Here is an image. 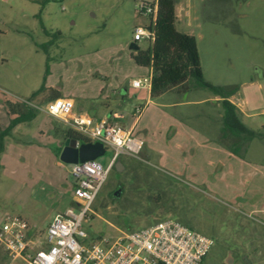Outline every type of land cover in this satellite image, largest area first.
Masks as SVG:
<instances>
[{
  "label": "rangeland",
  "instance_id": "1",
  "mask_svg": "<svg viewBox=\"0 0 264 264\" xmlns=\"http://www.w3.org/2000/svg\"><path fill=\"white\" fill-rule=\"evenodd\" d=\"M42 1L0 0V88L10 95L0 94L9 100L29 98L43 86L61 94L85 95L97 104L102 94L119 102L125 94L120 83L144 71L131 58L133 49L129 47L133 28L148 22L138 11L140 0H49L41 7ZM189 1L190 8H185L192 17L188 30L197 41L204 79L215 85H238L239 90L229 99L238 110L245 103L242 121L250 129L261 131L264 0ZM38 16L51 34L58 31L60 36L45 35ZM139 45L144 43L140 41ZM44 91L31 101L44 103L50 94L49 90ZM187 97L198 102L181 107L195 129L189 134L195 138L191 137L190 142L181 140L178 154L173 156H168L174 143L170 141L162 160L144 156L141 151L137 156L120 155V170H116L114 160L87 212V235L113 237L118 229H140L154 220L172 217L211 237L213 243L201 264H264V225L254 220L255 215L223 203L218 192L217 161L229 157L230 151L226 143L216 138L221 126L220 100L212 99L215 95L208 90L196 88ZM133 109L131 103L124 108L125 127L134 119ZM144 114L134 130L143 143L162 136L166 125L186 124L170 108L162 110L150 105ZM44 118L38 110L30 125L31 130L37 128V137L38 128L42 129L46 122ZM51 118L52 125L63 127L58 133L62 143L66 126ZM50 129L46 136L38 138L53 146L56 129ZM143 129L148 131L146 136ZM262 132L263 138L248 141L239 152L246 163L263 165L264 128ZM21 137L34 143L27 135ZM225 142L229 144L231 140ZM33 148L27 153L21 151L19 157L28 154L31 162L49 164L54 183L18 181L21 171L9 161L4 162L5 167L0 168V225L5 215L21 217L32 228L31 235L38 238L54 214L76 204L71 200L72 184L63 183L64 178L68 180L71 164L60 161L53 147H48L50 158ZM111 156L112 151L106 149L97 159L105 167ZM208 161L213 162L208 165ZM193 169L195 175L191 174ZM0 264H15L1 248Z\"/></svg>",
  "mask_w": 264,
  "mask_h": 264
},
{
  "label": "built area",
  "instance_id": "2",
  "mask_svg": "<svg viewBox=\"0 0 264 264\" xmlns=\"http://www.w3.org/2000/svg\"><path fill=\"white\" fill-rule=\"evenodd\" d=\"M150 1L140 0L137 8L143 16L151 14L152 23L157 6L155 0L152 5ZM148 22L133 28L132 41L149 43L152 40L154 31L148 27ZM130 84L135 88L150 87L151 74L132 79ZM0 91L9 97L10 92L2 88ZM12 103L29 105L47 113L62 121L81 139L100 141L105 149L112 151L105 167L98 159L71 164L76 206L54 214L39 239L31 235L32 228L25 219L4 216L0 225V248L15 264H200L213 243L211 237L172 217L154 220L140 229H118L113 237L87 235L84 228L87 212L114 160L120 155L137 156L143 147L144 141L130 127L117 121H94L79 114L75 101L67 97L47 100L41 105L28 97H19ZM141 109V105L134 107L132 114L135 118Z\"/></svg>",
  "mask_w": 264,
  "mask_h": 264
},
{
  "label": "crops",
  "instance_id": "3",
  "mask_svg": "<svg viewBox=\"0 0 264 264\" xmlns=\"http://www.w3.org/2000/svg\"><path fill=\"white\" fill-rule=\"evenodd\" d=\"M174 1H175V14H174L175 25L177 29H179V31L181 32L192 34V32L188 30L190 29V24L192 19L191 13L189 10L187 12L185 11L186 7L190 8L191 5L190 1L189 0H174ZM145 25H147V23ZM140 41L135 42L137 44V49L138 48L145 49L149 45L147 41H142L144 45L140 46L139 45ZM133 42L134 41H132V39L130 38L129 47L134 46ZM142 68H144L143 72L139 71L137 74L131 76V78L124 80L120 83L119 88H122L125 94L124 96L123 95L121 96L119 102L117 100L112 102L109 96L102 94V96H100V99L97 100L98 102L97 104L96 101L92 102L91 101L92 99L87 98L85 95H81V96L79 94L72 95L70 93L69 95H67V94H61L62 92L59 90L56 91L59 93L58 97H67L73 99L75 101L76 112L79 114H83L87 117H91L94 121H99L101 119H104L107 121L121 122L124 125L127 119V115L124 112L125 106L130 103L132 104V108L141 105L142 114L141 115L139 114L137 118L133 116L134 119L132 120L131 124L128 126L132 129L133 133L137 124L141 123L145 115L144 113L147 111L148 106L156 105L158 109H162V110L170 108L173 115L177 116V118L185 120L186 124L177 125L172 123L170 125H166V127H164V132L162 133V136H160L159 138L157 137L153 140H151L150 138L146 139L145 143H143V147L140 152L144 156L162 160L165 157L166 150L168 149V147L171 146V144H169L171 143L170 141H174V143L172 144L171 147V153L168 156L171 155L173 156L175 154H178L177 151L179 149V143H181V140H184V142L186 141L190 142L191 137L195 138L194 135L189 134L190 132L195 131V129L188 120L189 116L186 114V112H184L183 108L181 107H185L187 105H192L195 103L197 104L198 102L187 97V95L191 93L192 89L186 93H179L177 88L175 87L166 90L161 95L152 97L150 95L149 87H145V88L132 87L130 84V81L132 79L139 78L140 75L141 77L150 75V68H145V67ZM44 92L45 91H42L40 92V94H43ZM158 99H163V101L159 102ZM206 99L207 98H204V100ZM212 99L218 101L220 100V97L215 96V98L213 97ZM7 102L12 103V100L9 101L0 94V128H5L8 125L10 118L14 117V115L8 113ZM244 104L245 103H243L242 106H239L240 107L239 111L241 112V119L242 117H244L245 114ZM42 113L44 114L45 117L44 120L46 122H44V126L42 129H41L42 126L38 128L40 133L38 134V137L44 135L46 136L45 132L47 131L51 132L50 129L51 127L52 129H56L55 137H54L55 143L53 144V146H51V144L48 143L50 141L46 142L38 138L37 135H35V133L38 132L36 130L37 128L36 129L32 128V130L30 129L31 128L30 125L32 121H34L36 115L32 120L23 121L16 124L11 129L10 134L3 139L4 150L1 153V157H0L1 168L5 167L4 162L9 161V163L13 165L14 169L21 171L20 175L16 177L18 181L54 183L51 181L52 170L49 164L40 160H36V162L35 161L31 162L28 154H27L28 157L27 155L25 156L27 159L23 157L25 158V160L19 157L21 154H23L21 151L27 153L28 151L32 150L31 148L33 147L40 149V151L43 154H47L49 158L51 157L52 153H51V149L49 150L48 147L50 148L53 147V149L57 152L56 155H58L59 157V153L62 148L63 142L60 143L61 136L58 133L60 132L59 131L60 128L63 127L61 125H58L57 123L55 126L52 125L54 124L53 123L54 120L44 112ZM25 124L27 125V127H25L26 126ZM65 126L66 127L63 129L62 132H64V135L66 136L65 130H68L69 128L67 127V125ZM27 129L29 130V132H27ZM23 130H26V132ZM142 132H144V136H146L148 133L147 129H143ZM23 135H27L28 136L27 139L30 140L34 139V143L28 140H21L23 138L21 136ZM216 138L221 140L220 133L219 136H217ZM175 143H177L178 145H176ZM225 143L226 145L228 144V142ZM149 144H152V146ZM228 152L227 154L229 157H227L225 160L220 159L219 161H217V168H216L217 172L219 173L218 192L220 194V197L221 198L223 197L222 202L225 204L228 202L230 206L235 205L239 207L241 211L246 212L249 216L255 215L254 218L256 219L254 220L264 225V163L263 165L260 164L261 166H259L256 163H246L244 160H242L239 157L238 154H233L231 153V151ZM172 161H174V157H172ZM211 162L213 161H208L207 164L211 165ZM177 168L181 173L180 168L179 167ZM185 174H187V171L185 172ZM191 174L195 175L194 169L191 171ZM238 177L241 178L239 179ZM63 183L73 184L70 173L68 180L64 178ZM71 200L74 202V204H76V201L73 198V194L71 196ZM67 209L68 208H66L65 211ZM255 238L260 239V236H257V234H255Z\"/></svg>",
  "mask_w": 264,
  "mask_h": 264
},
{
  "label": "trees",
  "instance_id": "4",
  "mask_svg": "<svg viewBox=\"0 0 264 264\" xmlns=\"http://www.w3.org/2000/svg\"><path fill=\"white\" fill-rule=\"evenodd\" d=\"M49 0L41 2V7ZM157 11L151 23L152 15L148 14V27L153 29V38L145 48H138L131 52L130 56L134 62L142 67L150 68L151 84L149 87L152 97L161 95L170 88H177L179 93H186L192 88L206 89L217 97H220L222 106L221 126L219 129L220 139L225 143L226 139L231 140L227 147L233 154H239L245 148V144L254 138H263L261 131L250 129L241 119V112L233 104L229 97L239 90L238 85H215L208 83L202 73L199 49L196 38L193 34L179 31L175 25V1L155 0ZM153 0L150 1V5ZM141 15L143 12L138 10ZM39 23L45 35L50 37L60 36V32L50 33L43 25L38 16ZM152 24V25H151ZM48 40V45L51 44ZM45 89L49 90L48 100L59 96L56 90L40 86L29 97L32 99ZM8 113L14 115L10 118L5 128H0V157L4 150L3 139L10 134L11 129L19 122L32 120L38 110L20 103L12 104L7 102ZM73 131L65 130V134L70 135ZM1 168V165H0ZM202 261L200 262V264Z\"/></svg>",
  "mask_w": 264,
  "mask_h": 264
},
{
  "label": "water",
  "instance_id": "5",
  "mask_svg": "<svg viewBox=\"0 0 264 264\" xmlns=\"http://www.w3.org/2000/svg\"><path fill=\"white\" fill-rule=\"evenodd\" d=\"M134 46L130 48L136 50L137 44L133 42ZM106 149L100 141L87 142L84 139H72L71 141L64 140L62 148L59 153V160L66 164H73L78 161H87L97 159L102 154L104 155ZM116 170H120L122 165L120 161L115 160L114 164Z\"/></svg>",
  "mask_w": 264,
  "mask_h": 264
},
{
  "label": "flooded vegetation",
  "instance_id": "6",
  "mask_svg": "<svg viewBox=\"0 0 264 264\" xmlns=\"http://www.w3.org/2000/svg\"><path fill=\"white\" fill-rule=\"evenodd\" d=\"M75 138L81 139V137L77 133L73 132L72 134L65 136L64 140L71 141L72 139H75ZM64 140H63V142H64Z\"/></svg>",
  "mask_w": 264,
  "mask_h": 264
}]
</instances>
